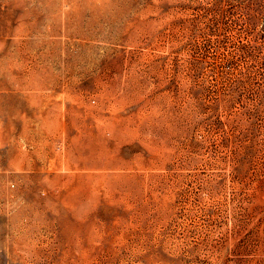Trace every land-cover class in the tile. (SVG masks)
<instances>
[{"label":"rangeland","instance_id":"1","mask_svg":"<svg viewBox=\"0 0 264 264\" xmlns=\"http://www.w3.org/2000/svg\"><path fill=\"white\" fill-rule=\"evenodd\" d=\"M0 264H264V0H0Z\"/></svg>","mask_w":264,"mask_h":264},{"label":"bare ground","instance_id":"2","mask_svg":"<svg viewBox=\"0 0 264 264\" xmlns=\"http://www.w3.org/2000/svg\"><path fill=\"white\" fill-rule=\"evenodd\" d=\"M86 3V2H85Z\"/></svg>","mask_w":264,"mask_h":264}]
</instances>
